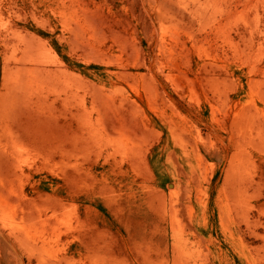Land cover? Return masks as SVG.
Wrapping results in <instances>:
<instances>
[{
	"label": "rangeland",
	"instance_id": "374dc122",
	"mask_svg": "<svg viewBox=\"0 0 264 264\" xmlns=\"http://www.w3.org/2000/svg\"><path fill=\"white\" fill-rule=\"evenodd\" d=\"M0 264H264V0H0Z\"/></svg>",
	"mask_w": 264,
	"mask_h": 264
}]
</instances>
